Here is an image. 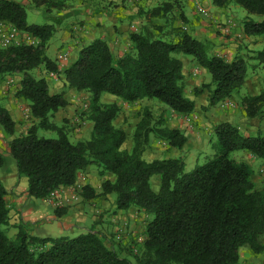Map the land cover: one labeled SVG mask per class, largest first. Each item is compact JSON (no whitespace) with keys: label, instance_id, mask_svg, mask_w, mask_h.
<instances>
[{"label":"trees","instance_id":"16d2710c","mask_svg":"<svg viewBox=\"0 0 264 264\" xmlns=\"http://www.w3.org/2000/svg\"><path fill=\"white\" fill-rule=\"evenodd\" d=\"M212 3L220 9L231 3L241 6L258 17L244 21V33L264 35V0ZM32 4L46 11L65 5L64 0H32ZM26 6L17 0H0V21L40 39L38 46L0 48V78L20 76L14 96L27 104L32 120L25 133L17 134V123L0 97V127L10 137L5 147L18 176L28 180L27 195L48 200L55 190L73 186L79 174L94 165L100 175L112 174L115 180L106 178L99 194L85 182L79 194L87 201L112 194L117 210L136 208L146 225L139 251L131 243L122 244L118 235L112 239L105 236L95 224L75 237L51 238L37 235L33 223L21 220L15 224L16 234L10 236L12 208L0 179V264H239L243 247L263 253L264 191L256 188L250 164L231 158L232 153L243 151L264 161L262 134L248 136L231 123H219L210 139L211 151L192 168L187 167L184 157L148 162L143 154L152 138L182 150L187 137L180 129L168 126L162 116L156 119L149 106H142L132 149H124L127 133L114 124L121 106L101 100L103 94L129 105L156 99L174 115L193 118L190 115L195 105L186 95L178 55L191 56L210 74V83L195 88V94L209 92V107L240 91L247 78L246 60L241 56L229 60L212 53L208 42L184 27L170 33L156 24L150 17L165 14L166 3L163 13L154 8L149 20L129 34L132 46L128 52L117 54L105 40L96 39L82 45L76 60L60 69L46 53L54 25L29 24ZM181 19L188 21L182 13ZM258 58L264 60V49ZM42 67L46 74L63 75L66 88L87 96L80 119L91 123L89 140L71 141L67 126L54 121L68 100L63 92L52 93L45 76L36 74ZM240 106L245 117L264 118V91L241 96ZM41 131L56 136L47 137ZM4 162L0 146V168ZM156 175L160 184L154 191L151 178ZM62 208L56 206L57 217Z\"/></svg>","mask_w":264,"mask_h":264},{"label":"crops","instance_id":"0c3cea01","mask_svg":"<svg viewBox=\"0 0 264 264\" xmlns=\"http://www.w3.org/2000/svg\"><path fill=\"white\" fill-rule=\"evenodd\" d=\"M17 1L22 3L24 2L20 0ZM101 1L64 0L65 5L61 9H52V12H48V17H50L49 19L55 20L56 22V24H53L55 27V32L48 44L53 39V37L58 34L59 43L56 45V52L54 58L52 59L58 63L60 69L67 68L76 60L82 45L91 43L96 39L105 40L110 45L112 50L120 55L130 50L132 46L129 37V34L132 32L131 28L133 29V26H136L140 29V27L145 24L144 20L140 19L142 9L135 7V5L140 2V0H114V2H107V0ZM181 1L183 5V13L187 18V23L190 27L189 31L199 40L203 42L209 41L208 46H210L212 53L224 56L229 60H232L236 56H241L245 60H247V58L254 60L258 58V52L264 49V35L247 36L244 33V21L249 17L254 18V16L249 15L247 11L241 6L231 3L226 8L220 9L213 5L212 0ZM68 3L73 5H69ZM201 6L210 12V16L215 23H223L225 25L224 29L228 28V22L233 20L235 22V26L230 28V32L234 36L239 37L240 40L233 38V36L228 38L218 34L216 31L222 29V26L220 25V28H217V26L214 25V27H216L215 29L213 26L211 27L207 22H205L198 14V7ZM37 8L42 9V7ZM136 20H138V22ZM61 51L69 52L70 60L66 64L59 63L57 61V55ZM247 54H249V56H247ZM180 56L179 58L183 64V82L185 84L186 95L194 101L195 105L194 112L190 116H194L195 119L192 122H188L186 116L173 115V120H171L170 124L168 123V126L180 129L181 132L187 137V142L184 148L180 150L174 147H169L168 144L166 147L161 148L156 144H149L143 154V158L146 161L150 162L155 159L169 157H184L187 167H189L188 160L191 158L197 159L198 156L210 146V139L213 135L214 127L219 123L228 122L237 126L239 129L242 128V123L244 122L250 124L251 126L256 125L253 127L256 128L253 132H245L244 134L248 136H257L258 134H262L264 136V123L260 124L259 121L254 120L255 118H247L243 116L240 108L233 110L231 107L223 108L219 104L209 107L207 101L209 92L207 90L203 91L202 93L195 94V88H201L203 84L210 83L211 78H209V73L207 70L202 68L192 57L185 55H182L181 57ZM262 62H264V60H262ZM200 72H203L205 75L203 82H201V78L199 77ZM36 74L45 76V78L48 80L52 93L63 92L66 99L68 100V105L66 108L59 110L55 114L54 119L56 118V120H60V116L57 117V115L62 113H64V117H68L67 111L68 107H70L71 100L69 101L67 98V93H65L67 88L63 75L56 74L55 78H49V74L45 73V69L43 67L41 68V72L39 71V74ZM255 78V76L253 78H246L244 84L245 89L248 88V83L254 84V90H248L249 95H258L264 91V84ZM10 81L17 83L14 90V92H16V90L19 88L20 76L6 75L0 78V97L2 98V101H5V99H3V96H6V92L4 91L5 88L8 90L11 87ZM190 83L194 86L189 87ZM70 90L79 95V93L75 90ZM109 99L112 102L121 104L119 100L120 98L113 95L110 96V94H103L101 98L102 101ZM7 100L8 103L5 106L9 110L15 122L23 121L19 105L22 102H25L23 100H18L15 97L12 99L10 96ZM233 101L236 100L232 99V102ZM117 118L114 121L115 126L125 130L127 133V139L124 144H128L125 145L124 149L131 150L133 146V140L128 137V132L125 125L117 121ZM139 119L135 121V126ZM25 125L26 124H24V126ZM31 125L32 120L28 123V126ZM27 130L28 127L25 129V132ZM17 131L18 130L16 129V133L18 134L19 132ZM90 133L91 123L89 122L87 124L86 131L81 134V136L87 139L90 136ZM6 140H10V137L7 136L3 128L0 127V146L5 154L4 165L0 168V179L2 180L8 192L7 199L12 208V225L15 226V224H19L21 220L25 222H31L35 227L34 229L36 230L35 233L37 235L42 237H51L48 235L45 236L44 233L37 232V223H42L47 226L52 225L53 227L50 228L51 230H54L55 228L58 229V233H52L57 237H75L81 233H84L95 223H97L95 219H97L96 213L99 212V209L94 207L95 202H97L96 204L99 207H101V204L103 205V209L101 211H104V209H113L111 213L112 215L114 214V216H105V219L103 218V226H108L107 222L110 223V219L112 222L118 221V224L111 225V227L116 230L119 227L118 225L123 222L133 225L141 219L142 213H140L136 208L117 210L115 196L112 194L107 196H98L95 199L89 201L85 200L80 195V200L78 202L72 203L68 206H65L64 208L60 207L62 208L61 210H63V212L57 217L55 211L56 206L54 204L50 203L48 200H40L27 195L28 180L27 178L18 176L16 164L11 157L9 150L5 147ZM163 144H166V142H163ZM239 158L240 160H244L250 164L253 169L252 179L256 185V188L264 191V161L248 152H241ZM6 163L7 166L5 167ZM83 173L88 178L87 183L95 189L96 194L101 192V184H99L98 180H101V182H103L106 178L112 181L115 180V176L112 174L100 175L98 168L94 165L89 166ZM159 184L160 177L158 175L153 176L151 178L152 189L155 190L154 188H159ZM69 188L70 187H64V191L68 193ZM14 213H17L15 216V218L17 217L16 220L12 219V214ZM101 220L102 218H100V221ZM143 224V233L141 234L143 236L142 239H144L146 220L145 222L143 220ZM96 228L98 230L101 229V227L99 228V225H96ZM14 230V234H16L17 228L15 227ZM51 230L48 229L44 231L51 232ZM121 230L122 228L119 230V232H121ZM100 231L104 234L103 230Z\"/></svg>","mask_w":264,"mask_h":264},{"label":"rangeland","instance_id":"374dc122","mask_svg":"<svg viewBox=\"0 0 264 264\" xmlns=\"http://www.w3.org/2000/svg\"><path fill=\"white\" fill-rule=\"evenodd\" d=\"M20 1H24L23 3H25L26 9H27V21L29 24H38V25H43V24H56L55 20H50L48 17L49 13L48 12H52V9H50L49 11H46V9L44 7H42V9H39L37 7H35L32 4V0H20ZM101 1V0H100ZM102 2V1H101ZM107 2H114V0H107ZM140 3V4H139ZM137 3L135 5V7H139L142 9L141 11V16L140 19H143L144 22L146 23L149 20V15L150 12L154 9V8H161V12L163 13L164 11L162 10V7L165 6V4L167 3L168 6V11L163 14L161 17L159 18H151V20H155V22H157L156 24L158 25H162L164 26V28L167 29L168 32L173 33L174 28L177 27H184L186 30H189V26L188 23H184L181 19V13H183V5H182V1L181 0H140V2ZM69 5H73L71 3H68ZM198 14L201 16V18L207 22L211 27L214 25L217 26V28H220L219 26H222V29L216 31L218 34L223 35L224 37H232L233 38H237L238 40L239 37L234 36L233 34H231V32L227 33L225 32V25L223 23L218 24L215 23L213 21V19L211 18V16L209 17H204L199 11ZM149 16V17H148ZM255 19H258V17L254 16ZM138 22V20H136ZM224 25V26H223ZM134 28H137L136 26H134ZM133 28V29H134ZM216 29V27H214ZM131 28L132 31H136L135 29L133 30ZM139 28H137L138 31ZM154 32H158L157 29H153ZM161 32V31H160ZM207 40V39H204ZM57 42V43H56ZM209 42V41H206ZM59 43V37L58 34H56L53 39L50 41V43L48 44L46 53L49 57L54 58L55 52H56V45ZM182 56L183 54H179V56ZM256 55V54H255ZM180 56V57H181ZM184 56V55H183ZM187 56V55H185ZM243 56V55H242ZM247 56H249V54H247ZM191 57V56H190ZM251 58H247L246 63L248 65V72H247V77L249 78H253L254 76L257 78H255L256 80H259L260 82H262L264 84V62H262V59L260 58H256L254 60H250ZM39 71L41 72V68L37 69L35 72L39 74ZM253 76V77H252ZM199 77L201 78V82L204 81L205 79V75L203 72L199 73ZM209 78L210 74H209ZM255 80V81H256ZM11 83V87L7 90V88H5V92H6V96H3V99H5V101H2L3 105H6L8 103V97L10 96L12 99L15 94L14 90H15V86L17 83H15L14 81H10ZM193 84H189V87H193ZM254 84L252 83H248V88L245 89V85L240 89V91L236 94H234V96L230 99L233 101V103L235 104L234 107H231V109L233 110H237L238 108H240L241 113L243 116V110L241 109L240 106V98L243 95H249V91L251 90L253 91L254 89ZM247 90V91H245ZM65 93H67V98L70 101V107H68V117H64V113L57 115L60 116V120H56V118L54 119V121H56L59 124H65L67 126V128L69 129L70 132V139L73 142H78L81 140H88L90 139V136L86 139L83 138V136H81V134H83L86 129H87V124L89 122H85L82 121L80 119V113L82 112V109L84 108V104L87 101V96L85 94H76L75 92L71 91L70 89L67 88V90L65 91ZM76 94V95H75ZM4 95V94H3ZM104 95H109V94H104ZM111 96V95H110ZM121 104H119L121 106V110L118 114V118L117 121L121 122L123 125H125L127 132H128V137L130 139H132V134L135 128V121L137 119H139V114H140V110L142 106H149L153 112H154V116L156 119H158L160 116H162L164 118L165 121H167V125L168 123L170 124L171 120H173V113L172 111L167 108L164 104L160 103L158 100L156 99H152V100H142L139 103L133 104V105H129L124 103L121 99H119ZM103 102H112L110 99L109 100H105ZM116 103V102H113ZM20 107V111H21V117L23 119V121H17V126L16 129L18 130L17 132L19 133H23L25 132V129L28 126V123L31 122V118L29 117V110H28V106L25 103H21L19 105ZM70 110V111H69ZM71 112V113H69ZM70 114V115H69ZM17 118V117H16ZM64 119L67 120V122H64ZM254 120H257L260 122V124L264 123V118H255ZM24 124H26L24 126ZM242 128H240L241 132L244 134L245 132H253L256 128V125H250L247 123H242ZM41 135H45L47 137H55L56 134L54 132H45V131H41L40 132ZM246 135V134H245ZM129 142V141H128ZM128 143H125L123 145V148H125V145ZM149 144H156L161 148H164L167 146V144H163V142H160L158 140H156L155 138H152ZM210 146L206 148L205 151H203L198 158H191L190 160H188L189 162V168H192L195 163L197 162L198 159H201L203 154H208L211 151V144H209ZM241 152L243 151H238V152H234L231 154V158H235L237 160H240L239 156L241 154ZM7 166V163L5 165V167ZM26 178V177H24ZM86 182H88V178L86 180ZM99 184H102L101 180H98ZM155 186V185H154ZM154 191H157L159 188H154ZM97 202H95V206L97 209H99V212L96 213L97 219H95L97 221V223H95V225H99V228L101 227L100 230H103L105 236H108L109 238H115L116 235L119 236L118 239H120V241H122V244L124 245H129L130 243L133 245V247L135 249H137L139 251L140 247H141V243L143 241L142 239V233H143V220L145 222L144 216H141V219L138 220L137 223L130 225L127 223H121L120 225H118L119 227L115 230L111 227V225L114 224H118V221H111L110 219V223L107 222L108 226H103L102 224H104V219L105 216L108 215V217H110L112 215L111 211L113 209H104V211H101L103 209V205L101 204V207H99L97 204ZM97 205V206H96ZM17 215V213L12 214V219L16 220L17 217L15 218V216ZM114 214L111 216L113 217ZM100 218H102V220L100 221ZM104 218V219H103ZM52 225H44L42 223H37V232L39 233H44L45 236H51V238H57V236H55L52 233H58V229H54L51 230L50 228H52ZM15 226L11 225V227L8 228V235L13 236L15 230H14ZM122 228L121 231L123 232H119V230ZM51 230V232H47L44 230ZM115 230V231H114ZM118 230V231H117ZM36 231V230H35ZM54 231V232H52ZM117 231V232H116ZM47 233V234H46ZM43 235V234H42ZM134 241V242H132ZM264 241V238H263ZM126 253L128 254V252L126 251ZM239 264H264V252L260 253V254H256L254 252L251 251V249H249L248 247H243L240 250V262Z\"/></svg>","mask_w":264,"mask_h":264},{"label":"built area","instance_id":"2783aa9c","mask_svg":"<svg viewBox=\"0 0 264 264\" xmlns=\"http://www.w3.org/2000/svg\"><path fill=\"white\" fill-rule=\"evenodd\" d=\"M198 11L204 16L209 17L210 12L204 7H198ZM228 28L225 29V32L229 33L230 28L235 26V22L229 21ZM134 27V26H133ZM136 29V28H134ZM29 45V46H38L40 44V39L33 36L28 32H22L13 24L8 23L6 21H0V48H6L8 46H21V45ZM70 60L69 52L68 51H61L57 55V61L59 63H68ZM55 73H50L49 78H55ZM221 107H232L234 103L230 100H224L219 104ZM193 118H187L188 122H191ZM86 175L84 173L79 174L77 182L70 186L69 192L66 193L64 188L55 190L52 192L48 198V201L55 206L58 207H65L72 203H76L80 200L79 192L82 190L85 182H86Z\"/></svg>","mask_w":264,"mask_h":264}]
</instances>
